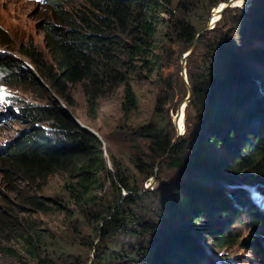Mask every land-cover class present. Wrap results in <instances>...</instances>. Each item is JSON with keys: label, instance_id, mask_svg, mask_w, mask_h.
Segmentation results:
<instances>
[{"label": "trees", "instance_id": "1", "mask_svg": "<svg viewBox=\"0 0 264 264\" xmlns=\"http://www.w3.org/2000/svg\"><path fill=\"white\" fill-rule=\"evenodd\" d=\"M222 1L225 0H209L207 5L195 8L191 0H87L88 5L69 13L65 6L70 0H46L53 13L52 21L45 26L49 57L22 45V52L37 75L16 56L2 55L0 83L25 85L28 81L37 84L43 80L50 91L69 105L74 103L71 87L81 84L93 118L100 109V99L114 96L123 87L122 110L129 115L139 104L133 76L141 71L160 75L168 47L179 43L190 49L198 34L207 29L210 10ZM251 3L245 17L261 35V45L252 46L248 56L264 66V0ZM220 29L201 34L200 42L217 36L209 43L214 53L210 58L212 66L206 72H190V103L198 107L197 120L204 124L202 131L193 140L189 134L173 144V132L165 130L173 118L170 109L164 108L168 103L162 98L158 99L150 121L132 128L133 135L150 143L147 158L142 157L143 148L138 150L141 155L133 157L141 180L132 178L113 154L110 168L103 141L67 117L60 105L27 106L24 116L48 125L23 133L1 160V171L11 184L10 191L21 203L17 213L0 205V251L7 258L19 264H86L88 259L82 251L93 248V264H147L144 256L151 248L156 250L159 264H189L196 261L193 256L198 245L188 225L209 218L210 209L240 222L251 220L264 230V207L254 198L256 194L241 191L246 188L240 186L228 191L227 185L222 184L235 175H251L246 182L256 184L254 192L264 195V98H258L262 93L252 74L240 72L245 67L236 56L240 49L236 51V47L234 57L229 58L231 52L227 55V27ZM243 29L247 33L244 25ZM8 41L9 35L0 28V46L10 48ZM234 78L240 79V84L229 91L228 85H234ZM236 91L238 95L234 97ZM245 103H250L257 114L252 109H242L241 117L228 120L227 114ZM243 134H247V139L245 151L241 152L234 142ZM223 142H232L227 147L235 149L232 159L215 158L206 147L223 146ZM169 151H179L181 155L169 160L170 168L189 169L192 176L168 183V197L196 209L190 210L192 216L187 212L179 215L181 222L166 242H156L158 221L166 223L176 217L163 208V213L147 219L145 202H160L161 195L151 190L140 193L144 188L140 183L155 175L154 161ZM55 175H62L65 180L61 191L44 196L43 191ZM201 175L208 177L206 184L195 177ZM17 181L21 187L12 186ZM50 215L62 216L58 225L42 219ZM220 228L207 227L200 233L210 235L218 246L226 239L230 243L237 241L236 235L223 233ZM159 243L164 246H158ZM248 245L249 240L245 247ZM254 249L264 256V240Z\"/></svg>", "mask_w": 264, "mask_h": 264}, {"label": "rangeland", "instance_id": "2", "mask_svg": "<svg viewBox=\"0 0 264 264\" xmlns=\"http://www.w3.org/2000/svg\"><path fill=\"white\" fill-rule=\"evenodd\" d=\"M229 1L230 0H225L219 3L221 4L223 2H227V9L221 13L218 20L211 23V26H209V23L213 20L214 9L219 6V4L210 10L209 17L205 11L204 18L208 17L207 25L209 28L207 27L208 29L203 31V33L217 27L221 28L220 30L227 27V55L231 52L232 55L230 54L229 58L234 57V53L240 49V52L236 53V56L238 60H242L245 63V67H243L240 72L245 71L247 74H252V78L255 79V83L258 84V86L256 85L257 88L260 89V92L262 93L258 94V98L263 99V63H259L256 59L252 60L250 56H248L252 46H254L253 48H256L261 45V39L259 37L261 35L258 34L256 29L251 28L247 17H245V12L250 9L252 4L251 2H254L255 0H244V3L242 2L241 5L233 6L232 4V7L228 6ZM191 2L192 5L197 8L203 4L207 5L209 0H191ZM84 5H88L87 0H70V3H68L65 7L69 13H72L82 8ZM52 16L53 13L51 7L47 5L46 0H0V28L1 30H4L7 35H9L8 43L10 47L0 46V57L4 54L14 55L19 60L23 61L30 69L35 71L37 75H39L34 66L31 64L30 59L22 52L21 47L23 45L24 47H30L31 50L35 49L37 52H40L43 56L48 58L49 51L45 42V26L48 21H52ZM243 25L247 29V33L244 31ZM201 37L202 36L198 39L196 49L189 57H187L185 62L184 58L187 49L179 43H174L168 47V52L165 51L164 53L163 70L160 75L151 76L148 72L141 71L138 75L133 76L132 83L136 90L139 104L137 109L132 110L129 115H125L122 110L124 95L123 87H121L114 96H107L100 99V109L97 117L93 118L89 114L86 97L81 84H76L71 87L70 91L74 103L69 105L65 100L54 93V91H50L49 85L43 80L40 81L41 83L38 82L37 84H33L28 81L25 85L0 83V93H2V95H0V205L15 213L21 210L20 201L15 197V193L10 191L11 184L7 182V179L1 171V160L5 152L9 150L11 144L16 139L21 137L23 133L34 130V127L36 126L43 127L48 125L46 124L47 122H37L27 116H24L27 111V106L56 105L54 103V96H57L61 103L65 104L72 111L81 124L93 128L100 134L104 143L108 166L113 168L111 160V155L113 154L115 155L117 162H121L123 167L126 166L125 168L128 169V172L133 175L132 178H138L141 180V174L133 163V157L135 155H141L138 150L143 148L142 157L144 158H147L150 154L149 141L133 135L132 128L142 126L150 121L157 107L159 98H162V101H167L168 104H166L164 108L168 107L170 109V115L173 118L171 126L168 129H165L173 132V144L178 143L182 137H187L189 134V139L193 140L192 137H196L201 127L203 129L204 124L201 125L202 123L200 120H197L199 112L197 105L195 103H190L192 100L190 72L202 70L206 72L209 65L212 66L210 58L213 57L214 53L212 48H210L209 43L214 42L213 38H216L217 36H210L209 38L212 39L209 42L204 38L200 42ZM236 47L237 50L235 51ZM234 79V85L231 84L232 82L228 85L230 88L228 89L229 91L234 88L236 84H240V79ZM42 81L45 85L42 84ZM190 89L191 96L184 111L185 118L183 121V130H180L178 133L177 127L174 125V120L177 116L179 107L188 98ZM237 95L238 92L234 95V97ZM242 109H250L251 111V104L245 103L240 108L238 107V109H233L234 111L231 110L229 114H227L228 120L231 121L232 118L235 119L241 117L239 112ZM252 111V113L257 114L253 109ZM235 113L237 114L235 115ZM239 123L241 124V122ZM248 124H250L249 119ZM192 131L194 132L192 133ZM240 138H236L234 146L236 147L238 144L241 152H243L245 151L247 134H243ZM224 143L225 142H223V144ZM230 144H232V142L225 143L223 146L226 147H215L213 144L209 146L207 145L206 147L208 150H212L211 154L215 158L222 160L226 159L225 157H228L227 159H232V157L235 156V149L233 148L232 150H227V147H229L228 145ZM139 145L142 147H139ZM179 154V151L175 153L169 151L162 158L156 159L154 161L155 175L149 180L140 183L144 186L140 193H143L145 190H151L154 192H160L161 195L160 202L158 199H153V201L147 200L145 202L146 211H144V213L146 212L145 216L147 219L151 220L153 215H160L163 213V208H168L169 211L176 217L173 219L171 218V220H168L166 223L158 221V228L155 231L156 242H166L167 238L173 234L172 230L179 226L181 222L180 217L185 212H187L189 216H192L193 212H190V210L193 211L192 208L196 209V206L187 208L186 204L177 200V198L168 197L167 188L173 179L176 178V180H182L185 176H192V172L188 171L189 169L181 171L175 168H170L169 160H171V158L174 159L176 157H181ZM229 163L230 166H232V161H229ZM195 177L200 178L204 184H206V180L208 179V177H202V175ZM250 177L252 176L235 175L233 180H227V184H222L224 185L223 187H226L225 185H227L228 191H234V189L236 190L235 187L237 186L245 187L246 189L243 188L241 191L248 190L250 194H256L254 198L259 200L261 205L264 207V195L254 192L256 184L249 185V183L246 182V178ZM64 181L65 180L62 175H55L51 178L48 186L42 194L44 196L58 194L61 191V186ZM12 186L21 187L19 181L12 183ZM229 198L231 200V197ZM197 204L198 203H196V205ZM207 214L210 216L209 218L201 222L197 221L198 223L196 222L197 224L194 226L185 224L191 227L189 230L193 231L190 232L198 245L196 253L193 256L197 262L200 264H264V256L254 249L255 245L259 244L262 239L264 240V230L261 226L248 219L244 222H240L235 217L221 215L218 211H214L213 209H210ZM61 217V215H50L44 216L42 219L45 222H49L53 224V226H56L59 224ZM207 227H222L220 228L221 232L234 234L238 237V239L234 243H230L226 239L222 246H218L210 235L200 233L201 230L203 231V228ZM247 240H249L250 243V245H248L249 247H245V242ZM156 242L152 243L153 248H155ZM161 245V243L158 244V246ZM94 250L95 249L93 248L90 251L83 249V255L88 259L86 264H93L95 257H92V252ZM79 252L80 250L78 253ZM154 253L156 254V250L154 252L151 248H149L145 253L144 257L147 258L149 262L147 264H159ZM184 257L187 259L189 257L188 253L185 252ZM196 261H191L189 264H197ZM0 264L19 263L14 259L7 258L3 252L0 251Z\"/></svg>", "mask_w": 264, "mask_h": 264}, {"label": "water", "instance_id": "3", "mask_svg": "<svg viewBox=\"0 0 264 264\" xmlns=\"http://www.w3.org/2000/svg\"><path fill=\"white\" fill-rule=\"evenodd\" d=\"M232 1H233V0H230V1H229L228 6L231 5ZM223 3H224V6H222L221 13H223V12L227 9V2H223ZM213 14H214V12H213ZM213 16H214V15H213ZM213 20H214V18H213ZM213 20H212V22L209 23V26H211V23L215 22V21H213ZM209 26H207V27L209 28ZM208 28H207V29H208ZM202 33H203V32H202ZM202 33L198 34V36H197L196 40L194 41L193 45L191 46V48L188 49V50L186 51V55H185V58H184V62L186 61L187 57H189V56L194 52V50L196 49L197 44H198V39H199V37L201 36ZM42 84H44L43 81H42ZM44 85H45V84H44ZM190 96H191V89H190V94H189L188 98L186 99V101H184V102L181 104V106H180L179 109H178L177 116H176V118H175V120H174V125H175V126H176L177 119H178L179 115L181 114L182 106H183L184 104H185V106H186V104H187V102H188ZM54 103H55L56 105H57V104L60 105V109H61V111H62L67 117H70L73 121H75V122L78 123L79 125L85 127L87 130H89V131L92 132L94 135H96L99 139L102 140V138L100 137V134H99L96 130H94L93 128H91V127H89V126H87V125H83V124H81V123L78 121V119L74 116V114L72 113V111H71V110H70L65 104H62L61 101H60V99H59L57 96H54ZM94 252H95V250L92 252V257H93V258L95 257ZM90 263H91V262H90Z\"/></svg>", "mask_w": 264, "mask_h": 264}, {"label": "bare ground", "instance_id": "4", "mask_svg": "<svg viewBox=\"0 0 264 264\" xmlns=\"http://www.w3.org/2000/svg\"><path fill=\"white\" fill-rule=\"evenodd\" d=\"M243 1L244 0H233L230 6L232 7V4H233V6L241 5ZM222 6H224V3L219 4V6H217V8L214 9V14H213L214 15L213 16L214 20L213 21L218 20V18L221 16ZM185 108L186 107H185V104H184L182 106V109H181V114L179 115V117L177 119V122H176V127H177V130H178V133H179V131L181 129L183 130V121H184V118H185V115H184Z\"/></svg>", "mask_w": 264, "mask_h": 264}, {"label": "snow or ice", "instance_id": "5", "mask_svg": "<svg viewBox=\"0 0 264 264\" xmlns=\"http://www.w3.org/2000/svg\"><path fill=\"white\" fill-rule=\"evenodd\" d=\"M0 95H2V93H0ZM182 130V129H181Z\"/></svg>", "mask_w": 264, "mask_h": 264}]
</instances>
